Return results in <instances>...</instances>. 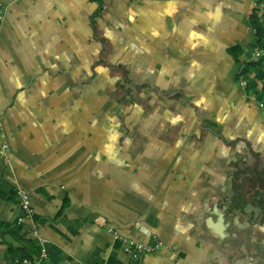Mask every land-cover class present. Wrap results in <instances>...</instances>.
<instances>
[{
    "label": "crops",
    "instance_id": "0c3cea01",
    "mask_svg": "<svg viewBox=\"0 0 264 264\" xmlns=\"http://www.w3.org/2000/svg\"><path fill=\"white\" fill-rule=\"evenodd\" d=\"M0 2V264L36 262L39 237V264H264L223 210L232 161L264 144L233 55L257 0Z\"/></svg>",
    "mask_w": 264,
    "mask_h": 264
},
{
    "label": "flooded vegetation",
    "instance_id": "af4514ba",
    "mask_svg": "<svg viewBox=\"0 0 264 264\" xmlns=\"http://www.w3.org/2000/svg\"><path fill=\"white\" fill-rule=\"evenodd\" d=\"M246 143L239 159L231 164L234 177L224 201V233L241 238L242 257L264 262V144Z\"/></svg>",
    "mask_w": 264,
    "mask_h": 264
},
{
    "label": "trees",
    "instance_id": "16d2710c",
    "mask_svg": "<svg viewBox=\"0 0 264 264\" xmlns=\"http://www.w3.org/2000/svg\"><path fill=\"white\" fill-rule=\"evenodd\" d=\"M258 3H264V0H257ZM250 25L252 27V39L249 43L251 51L260 49L262 51L261 57L255 62H249L248 60H241L244 50L241 46L233 48V55L237 62L241 66L239 77L245 79L247 82L246 89L248 94H252L255 98L261 102L264 111V14L259 15L254 12L250 16ZM32 244V242H29ZM31 252V250H30ZM35 254L37 250L34 251ZM25 258H31V253L23 254Z\"/></svg>",
    "mask_w": 264,
    "mask_h": 264
},
{
    "label": "built area",
    "instance_id": "2783aa9c",
    "mask_svg": "<svg viewBox=\"0 0 264 264\" xmlns=\"http://www.w3.org/2000/svg\"><path fill=\"white\" fill-rule=\"evenodd\" d=\"M4 19V9L2 7V4L0 2V30H1V25H2V21ZM262 55V51L260 49H255L251 56L248 57V61L249 62H255L257 61ZM241 84L242 86L246 87L247 82L245 81V79L241 78ZM263 104L261 103V106ZM6 144H4L1 139H0V151H5L6 148ZM18 196L20 199V205L22 206L25 215L26 216H30L33 213V209L31 207V200H30V196L28 194V192L21 188L18 190ZM113 230V229H110ZM115 233V238L119 239L122 242L123 245V250L127 253V254H131L134 255L138 252H154L160 249V243L159 242H154V243H142V242H138L132 239H129L128 237H126L125 235L120 234L117 231H114ZM33 234L38 237L39 236V232L37 229H34ZM46 239L39 237L38 238V243L41 246V250H40V254L35 261H33L30 258H23L20 261V264H39V261L42 260L43 258L47 257V249L45 248L46 245Z\"/></svg>",
    "mask_w": 264,
    "mask_h": 264
},
{
    "label": "rangeland",
    "instance_id": "374dc122",
    "mask_svg": "<svg viewBox=\"0 0 264 264\" xmlns=\"http://www.w3.org/2000/svg\"><path fill=\"white\" fill-rule=\"evenodd\" d=\"M256 10H258V14H259V15H263V14H264V3H260V4L258 3V8H257ZM252 52H253V51H251L250 48H249V49L247 50V54H246V55H247V56H251ZM262 111H263V108H262ZM263 135H264V134H263ZM263 135L261 136L260 140H262V139L264 140V136H263ZM259 142H260V141H259Z\"/></svg>",
    "mask_w": 264,
    "mask_h": 264
}]
</instances>
